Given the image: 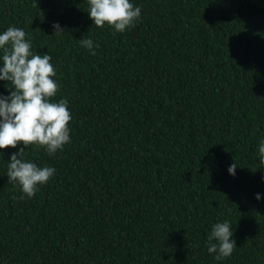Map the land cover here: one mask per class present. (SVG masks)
<instances>
[{
	"label": "trees",
	"instance_id": "trees-1",
	"mask_svg": "<svg viewBox=\"0 0 264 264\" xmlns=\"http://www.w3.org/2000/svg\"><path fill=\"white\" fill-rule=\"evenodd\" d=\"M133 3L118 33L87 0H0V30L50 53L72 116L62 151L25 150L56 168L32 197L6 175L23 142L0 149V264H264V0ZM224 219L237 246L217 261L207 236Z\"/></svg>",
	"mask_w": 264,
	"mask_h": 264
},
{
	"label": "clouds",
	"instance_id": "clouds-1",
	"mask_svg": "<svg viewBox=\"0 0 264 264\" xmlns=\"http://www.w3.org/2000/svg\"><path fill=\"white\" fill-rule=\"evenodd\" d=\"M89 18L97 27L107 23L114 32L123 33L133 27L141 16V6L133 0H87ZM53 35L66 33L59 22L52 25ZM81 47L96 54L99 43L86 35L78 39ZM50 53L40 54L32 48L23 28L8 26L0 30V81H8L12 87L7 95L0 94V149L23 146L11 153L7 161L8 182L19 186L21 199L32 197L39 186L46 184L56 173L54 166H39L26 158L29 145H37L53 155L70 143L69 122L72 119L68 100H56L59 84ZM256 156L260 167H264V136L258 139ZM237 164H229L227 171L236 175ZM264 180V177H262ZM257 200L262 199L256 193ZM228 219L211 225L207 236V251L221 261L229 257L236 240Z\"/></svg>",
	"mask_w": 264,
	"mask_h": 264
}]
</instances>
